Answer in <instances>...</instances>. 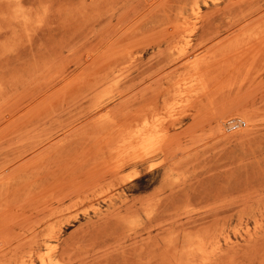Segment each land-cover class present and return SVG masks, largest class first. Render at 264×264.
Returning a JSON list of instances; mask_svg holds the SVG:
<instances>
[{"label": "rangeland", "instance_id": "1", "mask_svg": "<svg viewBox=\"0 0 264 264\" xmlns=\"http://www.w3.org/2000/svg\"><path fill=\"white\" fill-rule=\"evenodd\" d=\"M48 260L264 264V0H0V264Z\"/></svg>", "mask_w": 264, "mask_h": 264}, {"label": "bare ground", "instance_id": "2", "mask_svg": "<svg viewBox=\"0 0 264 264\" xmlns=\"http://www.w3.org/2000/svg\"><path fill=\"white\" fill-rule=\"evenodd\" d=\"M152 141H153V139L152 138H143V141H142V143L140 144V148L141 149H143V148H147V146L150 144V143H152ZM153 145V144H152ZM149 147V146H148ZM152 149V148H151ZM146 150V149H145ZM139 151H141L140 149H139ZM53 250V249H52ZM48 255V254H47ZM48 257H51V256H48ZM48 257H47V259H48ZM50 259V258H49ZM52 259V258H51ZM49 261V260H48ZM51 264H52V262L51 261H49Z\"/></svg>", "mask_w": 264, "mask_h": 264}, {"label": "built area", "instance_id": "3", "mask_svg": "<svg viewBox=\"0 0 264 264\" xmlns=\"http://www.w3.org/2000/svg\"><path fill=\"white\" fill-rule=\"evenodd\" d=\"M228 124L230 125L231 129H235L238 127V124L236 121H231V122H228ZM240 126V125H239Z\"/></svg>", "mask_w": 264, "mask_h": 264}]
</instances>
